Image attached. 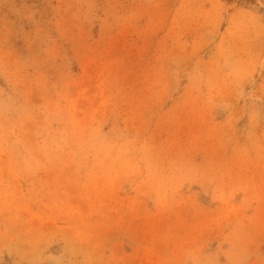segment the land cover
<instances>
[{
	"label": "rangeland",
	"instance_id": "374dc122",
	"mask_svg": "<svg viewBox=\"0 0 264 264\" xmlns=\"http://www.w3.org/2000/svg\"><path fill=\"white\" fill-rule=\"evenodd\" d=\"M0 264H264V0H0Z\"/></svg>",
	"mask_w": 264,
	"mask_h": 264
}]
</instances>
